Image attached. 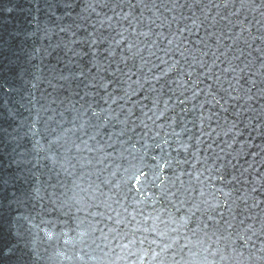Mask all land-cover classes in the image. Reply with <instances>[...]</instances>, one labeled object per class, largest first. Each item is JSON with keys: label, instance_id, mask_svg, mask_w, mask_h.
Returning <instances> with one entry per match:
<instances>
[{"label": "water", "instance_id": "obj_1", "mask_svg": "<svg viewBox=\"0 0 264 264\" xmlns=\"http://www.w3.org/2000/svg\"><path fill=\"white\" fill-rule=\"evenodd\" d=\"M0 264H264V0H0Z\"/></svg>", "mask_w": 264, "mask_h": 264}]
</instances>
